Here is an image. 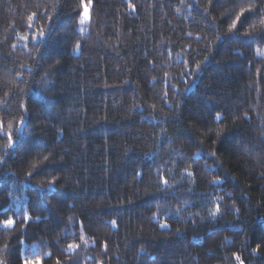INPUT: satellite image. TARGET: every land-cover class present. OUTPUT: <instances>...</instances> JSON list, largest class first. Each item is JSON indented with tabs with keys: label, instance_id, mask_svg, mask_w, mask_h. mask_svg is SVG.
<instances>
[{
	"label": "trees",
	"instance_id": "1",
	"mask_svg": "<svg viewBox=\"0 0 264 264\" xmlns=\"http://www.w3.org/2000/svg\"><path fill=\"white\" fill-rule=\"evenodd\" d=\"M82 12L0 0V260L264 264V0Z\"/></svg>",
	"mask_w": 264,
	"mask_h": 264
},
{
	"label": "snow or ice",
	"instance_id": "2",
	"mask_svg": "<svg viewBox=\"0 0 264 264\" xmlns=\"http://www.w3.org/2000/svg\"><path fill=\"white\" fill-rule=\"evenodd\" d=\"M81 2H82V6H83V12L81 14V20H80V22L83 23L84 21H86V20L89 19V6H90L91 0H89V3L88 4H84L83 3V0H81ZM35 16H36V13H32V15L28 17L29 21H32ZM239 20H240V16H237L236 17V21H239ZM231 27L233 29H235L236 28V22H233V24L231 25ZM38 35L41 36V37H43L45 35V33L41 29V30L38 31ZM24 39H27V37H24ZM20 123H21V125L24 123L22 117H21ZM0 127H2V125H0ZM8 144H9V146H11V145L14 144V141H13V138H12V135L11 134H8ZM50 183H54V181H51ZM164 183L166 184L167 181L164 180ZM27 218L28 217L25 216V219H27ZM13 223L14 222L11 219H7V220L4 221L5 227L11 226ZM68 247L69 248H72L73 245L69 244ZM236 259L240 262V264H244V262L242 260H240V257L239 256H237ZM0 264H5V262L3 260H0ZM25 264H32V262L31 261H25ZM37 264H39V262H37Z\"/></svg>",
	"mask_w": 264,
	"mask_h": 264
}]
</instances>
